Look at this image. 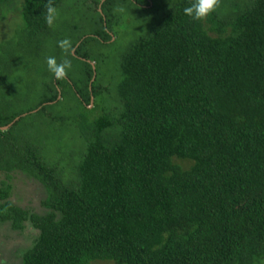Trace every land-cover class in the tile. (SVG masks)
I'll return each instance as SVG.
<instances>
[{
    "label": "trees",
    "instance_id": "obj_1",
    "mask_svg": "<svg viewBox=\"0 0 264 264\" xmlns=\"http://www.w3.org/2000/svg\"><path fill=\"white\" fill-rule=\"evenodd\" d=\"M6 1L0 11L19 13L22 28L18 43L0 45V83L19 52L37 56L54 31L47 0ZM163 1L154 29L119 55L100 114L88 108L101 92L86 53L78 89L51 74L36 112L76 140L59 142L54 163L45 134L17 133L34 109L0 110V171L27 174L46 192L37 214L0 182V223L36 230L17 264H264V0H219L201 20L183 14L189 0ZM84 2L52 0L58 16L90 12L88 38L110 42L114 0ZM65 86L81 108L53 113Z\"/></svg>",
    "mask_w": 264,
    "mask_h": 264
},
{
    "label": "rangeland",
    "instance_id": "obj_2",
    "mask_svg": "<svg viewBox=\"0 0 264 264\" xmlns=\"http://www.w3.org/2000/svg\"><path fill=\"white\" fill-rule=\"evenodd\" d=\"M76 0H66L70 4ZM85 5L94 7L95 0H84ZM100 1V0H99ZM121 1V3H119ZM114 3V4H113ZM109 4L110 12L114 16L112 23L108 25L107 33L111 35L110 42L97 41L88 36L93 35L97 30L90 22L92 16L90 12L83 9H63L54 24V31L43 39V49H37V56L20 52L15 56L16 64L13 66L9 80L0 83V110L4 114H12V111H25L34 109L33 114L27 115L18 124L17 133H31L36 136H47L46 145L48 147L49 159L54 163L57 157L59 142L64 138L68 144L72 134L67 132L64 126L59 123L47 124L44 115L36 112L39 107L43 93H48L45 83L49 85L53 81L51 73L47 70L45 57L53 55L57 62L67 58L71 61V68L67 71L65 78L70 84L78 85L84 80L86 65L82 63V56L87 54L84 60L92 67V83L95 89L101 93L91 98L89 109L93 103L96 108L92 109V114L101 113L102 105L111 100L104 87L111 89V81L117 76V60L136 38L154 29L161 13L166 9L163 0H114ZM7 7L20 8L21 0H7ZM111 6V7H110ZM1 8L3 7L0 6ZM123 9V11H120ZM22 22L19 13L12 11H0V45L8 46L18 43L20 38L19 30ZM64 38L70 40V47L67 50L58 46V41ZM80 45L79 56L73 52ZM83 60V61H84ZM110 82V83H109ZM53 91V89H51ZM58 98L61 99L59 105L54 108L58 114H69V109L77 111L78 99L74 94L75 90L69 86L57 88ZM68 93V94H67ZM67 94V95H66ZM92 103V104H91ZM26 114V113H25ZM23 114V115H25ZM91 114V113H90ZM47 124V125H46ZM71 128L70 122L67 123ZM72 131V130H71ZM61 144V143H60ZM50 154V155H49ZM9 179L4 172L0 171V182L5 180L12 185L9 200L20 208L28 209L33 213L44 214L47 210L41 204L46 192L43 186L36 180L20 171L9 173ZM36 236V230L30 222H26L21 231L13 230L9 223H0V264H17L23 252L31 245ZM94 264H112V262H97Z\"/></svg>",
    "mask_w": 264,
    "mask_h": 264
},
{
    "label": "clouds",
    "instance_id": "obj_3",
    "mask_svg": "<svg viewBox=\"0 0 264 264\" xmlns=\"http://www.w3.org/2000/svg\"><path fill=\"white\" fill-rule=\"evenodd\" d=\"M219 4V0H189V3L183 7L182 12L185 16L192 18L193 20H201L213 12L216 11ZM123 11V9H120ZM44 19L49 26H53L58 19V11L53 5L52 0H47L44 10ZM58 46L61 49L67 50L70 47V40L64 38L59 40ZM45 63L47 70L52 74L56 80L63 79L67 71L71 68V61L67 58L57 62V58L53 55L45 57Z\"/></svg>",
    "mask_w": 264,
    "mask_h": 264
}]
</instances>
